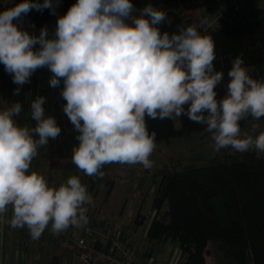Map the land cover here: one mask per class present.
<instances>
[{
	"label": "clouds",
	"instance_id": "obj_1",
	"mask_svg": "<svg viewBox=\"0 0 264 264\" xmlns=\"http://www.w3.org/2000/svg\"><path fill=\"white\" fill-rule=\"evenodd\" d=\"M59 4L21 0L0 12V64L17 85L15 96L37 71L51 74L48 84L61 89L63 112L77 133L72 162L84 174L102 178L111 163L151 169L157 134L149 132V119L187 117L211 134L215 152H264L259 125L241 128V121L264 117V79L250 75L243 53L231 62L218 99L224 72L216 70L215 44L199 25L170 33L161 30L172 23L166 10L151 3L138 9L133 0H76L51 35L47 26L38 35L22 28L33 9L56 15ZM45 103L41 95L30 104L35 127L17 123L20 102L0 111V223L26 227L33 240L49 226L59 234L85 225L93 199L78 176L54 187L44 175L28 174L38 149L61 133L55 117L45 115Z\"/></svg>",
	"mask_w": 264,
	"mask_h": 264
},
{
	"label": "trees",
	"instance_id": "obj_2",
	"mask_svg": "<svg viewBox=\"0 0 264 264\" xmlns=\"http://www.w3.org/2000/svg\"><path fill=\"white\" fill-rule=\"evenodd\" d=\"M184 1L133 0L138 9L151 3L166 10L172 23L161 25V30L170 33L176 31L178 25L187 27L195 24L192 14L171 6ZM197 1L207 9L212 8L210 0ZM20 2L0 0V12ZM39 2L43 3V0ZM75 3L76 0H60L56 15L51 14L50 9L42 12L33 9L22 18V28L38 35L39 30L47 26L51 35L58 16L66 14ZM198 31L213 40L214 66L217 71L224 72V80L217 88L218 99L225 95L229 79L227 73L231 62L240 53H243L250 75L254 79H264V7H255L252 16L242 23L230 25L222 22L213 30L198 28ZM50 75L47 69L37 71L31 83L23 86L21 94L15 96L13 91L17 85L8 83L5 86L4 76L0 73L2 100L7 106L20 102L22 112L15 117L17 123L25 121L27 126L35 127L30 104L37 96L46 97L45 115L54 116L61 128L60 135L45 145L48 156L50 159H72V149L78 144L75 139L77 133L63 112L66 101L60 97L61 89H53L48 84ZM179 118V128L175 127L173 119L147 120L149 132L154 130L157 134L156 142L168 141L173 136L207 133L203 126L190 122L187 117ZM245 121H241V127ZM81 182L90 194L100 186L108 184L111 188L113 185V179L106 175L102 178L90 176ZM151 210L153 216L145 233L149 245L167 240L178 242L180 264H206L205 253L210 242L219 244L224 264H264V157L256 156L252 151H224L216 153L203 165L165 169L154 190ZM144 220L143 215L138 214L133 225L137 227Z\"/></svg>",
	"mask_w": 264,
	"mask_h": 264
},
{
	"label": "rangeland",
	"instance_id": "obj_3",
	"mask_svg": "<svg viewBox=\"0 0 264 264\" xmlns=\"http://www.w3.org/2000/svg\"><path fill=\"white\" fill-rule=\"evenodd\" d=\"M219 1L210 0L209 3L213 8ZM171 6L181 12H185V14H192V18L196 21L203 18L209 12V9H212H207L208 7L206 8L205 5L198 4L197 0L172 3ZM257 6L264 7V2H259ZM0 73L4 76L5 86L8 83H13L11 75L4 70V66L0 65ZM6 107L8 106L2 100V91L0 90V111ZM173 121L175 127L179 128L181 125L180 118H174ZM18 124L20 126L27 125L25 121H21ZM253 124L259 125L255 133L256 135L264 131V117L258 121L253 119L246 120L241 127L242 131H250ZM213 143L211 134L208 132L204 134L190 133L184 136H173L168 141L156 142V148L150 157L153 161L151 169H144L140 164L111 163L105 165L102 171L106 177L109 176L113 179V185L111 188L108 184L100 186L96 191L91 193L93 198L92 203L86 205V207L90 211L92 221L100 227L120 230L131 246L136 248L138 254L141 252L142 261L145 264H148L149 260H151V264L167 262L173 256L177 242L168 240L149 245L144 233L145 227L148 226L153 216L151 202L154 190L165 169H183L185 167L203 165L208 163L216 153L233 151L231 149H222L220 152H215L213 150ZM252 152L256 156L264 157V152ZM33 171L44 175L48 184L54 187H59L61 184L66 183L67 179L73 175L78 176L80 180L90 177L80 171L73 164L72 159H50L46 146L38 149V155L31 162L28 174H31ZM138 214H142L145 220L141 225L135 227L133 219ZM51 243L55 244L54 240ZM55 245V247H59L57 244ZM22 250L25 249L20 247L19 252H22ZM67 250H56L58 252L56 262L53 261L52 250L48 247L41 249L39 253L38 249L34 250V255L39 260L38 264H75V256L72 257V262H69L68 251L70 250ZM143 252L147 253L145 254L146 257H144Z\"/></svg>",
	"mask_w": 264,
	"mask_h": 264
},
{
	"label": "built area",
	"instance_id": "obj_4",
	"mask_svg": "<svg viewBox=\"0 0 264 264\" xmlns=\"http://www.w3.org/2000/svg\"><path fill=\"white\" fill-rule=\"evenodd\" d=\"M259 2L264 0H220L195 24L203 31H210L222 22L230 25L242 23L252 16ZM87 217L85 225L70 226L69 233L53 234L50 228L45 231L51 235L55 244L73 253L75 264H145L141 252L138 254L120 230L98 226L92 221L89 210ZM148 264H151V260Z\"/></svg>",
	"mask_w": 264,
	"mask_h": 264
},
{
	"label": "crops",
	"instance_id": "obj_5",
	"mask_svg": "<svg viewBox=\"0 0 264 264\" xmlns=\"http://www.w3.org/2000/svg\"><path fill=\"white\" fill-rule=\"evenodd\" d=\"M11 216H12V209H11V206H9L8 212L6 213L4 220L5 221L10 220ZM146 229L147 227H145L144 233H146ZM70 230L71 229L68 228L64 232L69 233ZM51 241L53 242V239L51 235L47 233V231H44V233L41 235L39 239L33 240L26 227L25 228H12L8 223H0V264H35V263L38 264L39 260H37V258L35 257L34 250L38 249V253H39L40 250L45 247H48L52 250L53 257H54L53 261L56 262L58 258V252L56 250L57 249L65 250V249L60 248V247H55L56 245L51 243ZM20 247L24 248L25 250H22V252H19ZM175 249L176 250L173 256L170 257L167 262H164L162 264H180L181 263V255H180L178 242L176 243ZM68 252H69V262H72L73 253L70 251ZM151 253L152 251L150 252V255ZM21 255H22V262L20 263ZM205 262L206 264H224V257L220 251V247L217 242L208 243L207 250L205 253Z\"/></svg>",
	"mask_w": 264,
	"mask_h": 264
}]
</instances>
